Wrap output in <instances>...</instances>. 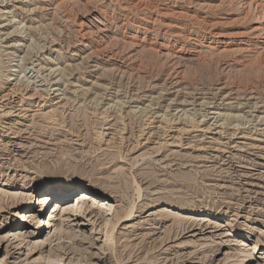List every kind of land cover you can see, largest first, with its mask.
Masks as SVG:
<instances>
[{"label":"rangeland","instance_id":"obj_1","mask_svg":"<svg viewBox=\"0 0 264 264\" xmlns=\"http://www.w3.org/2000/svg\"><path fill=\"white\" fill-rule=\"evenodd\" d=\"M0 257L264 264V0H0Z\"/></svg>","mask_w":264,"mask_h":264},{"label":"bare ground","instance_id":"obj_2","mask_svg":"<svg viewBox=\"0 0 264 264\" xmlns=\"http://www.w3.org/2000/svg\"><path fill=\"white\" fill-rule=\"evenodd\" d=\"M261 6V5H260ZM263 6V5H262ZM82 30V29H81ZM78 44V43H77ZM81 46V45H80ZM76 47V46H75ZM72 48H74L72 46ZM74 55V53H73ZM3 92V91H2ZM14 92V91H13ZM8 96L7 94L6 95H3V97H6ZM12 96V95H11ZM15 96V95H14ZM2 97V98H3ZM18 99H19V102L21 103V96H17ZM9 98V97H8ZM25 98V97H24ZM7 99V98H5ZM28 101H30L31 103H34L35 104V107L37 108H41L43 107L44 105H46L48 103V101L45 103L44 101H41L40 98H37V97H28L27 98ZM23 101V99H22ZM23 103V102H22ZM26 117V116H25ZM4 131V130H3ZM180 136V135H179ZM16 138V137H15ZM12 139V138H10ZM7 140V139H6ZM74 191L73 188H68L66 189L65 191H60L59 189H55V188H47L45 189L42 193V195L40 197L37 198V201H36V204L32 205L31 203L27 204V205H24L21 209L22 211L24 212V215H22L20 217V219L22 218V221L15 225L14 227H16L13 231H10L6 234V237H13V239L17 240L16 242L20 241V243L18 242V248H16L17 250L20 249V247L22 246H26L28 245V239L30 237V234H29V231L26 230V228L24 227H27L28 225L30 224H33V220L35 219V215H34V212H35V207H39V206H45L46 204H48L51 200L53 199H57L56 202L53 204V207L50 209V213L48 215V221H41L40 224H39V227L36 229V232L39 231V233H34L36 235H40L41 233L43 234V232L45 231V229L48 228V225L49 221H51L53 219V214L58 210H61V213H64L65 215H68L66 216L68 221L72 224L71 226H74L76 228H80L82 226H84L80 220H79V217L78 216H74V212H72L73 214H71V211L72 209L77 205V203L80 202V200H76L75 202V206L73 204H68V205H63V206H60L61 202L62 201H65V199H67L68 195H70L72 192ZM84 196H81V198H83ZM80 204V203H79ZM91 211V210H90ZM90 211H88L90 213ZM109 211V210H108ZM60 212V211H59ZM68 212V213H67ZM70 212V213H69ZM59 214V213H58ZM86 215V218H87V221L86 222H91L92 221V217H90V214L88 213H85ZM84 215V214H83ZM82 215V216H83ZM65 217V218H66ZM98 218V217H97ZM96 218V219H97ZM66 220V219H65ZM99 220V219H98ZM95 221V220H94ZM94 221H92V223H94ZM99 222V221H98ZM89 224V223H88ZM97 224V223H96ZM195 224V223H194ZM91 225V224H90ZM208 225V224H207ZM207 225H198L197 224V228H196V225L195 226H191L189 230V233H193V237L196 236V235H202L204 232H206L207 230L210 229L209 226ZM42 226V228H41ZM44 226V227H43ZM190 226V225H189ZM42 231V232H41ZM48 233V232H46ZM209 233V232H208ZM51 238V237H50ZM48 241V236L46 234V237H45V242ZM4 242V241H3ZM44 242V241H43ZM7 247V246H6ZM29 249V248H28ZM3 257H0V264H6L4 259H2ZM38 260V258H37ZM58 261V260H57ZM52 262V261H51ZM55 262V260L53 261ZM52 262V263H53ZM34 263V262H33ZM46 263V262H45ZM60 263V262H59ZM237 264H242V263H237Z\"/></svg>","mask_w":264,"mask_h":264}]
</instances>
